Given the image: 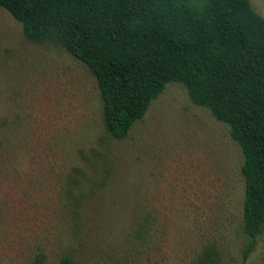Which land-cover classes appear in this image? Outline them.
I'll use <instances>...</instances> for the list:
<instances>
[{
	"label": "rangeland",
	"instance_id": "374dc122",
	"mask_svg": "<svg viewBox=\"0 0 264 264\" xmlns=\"http://www.w3.org/2000/svg\"><path fill=\"white\" fill-rule=\"evenodd\" d=\"M242 162L177 82L113 137L90 69L0 8V264H264V227L243 259Z\"/></svg>",
	"mask_w": 264,
	"mask_h": 264
},
{
	"label": "trees",
	"instance_id": "16d2710c",
	"mask_svg": "<svg viewBox=\"0 0 264 264\" xmlns=\"http://www.w3.org/2000/svg\"><path fill=\"white\" fill-rule=\"evenodd\" d=\"M0 8L27 39L60 45L90 69L113 137H125L169 82L228 125L243 155L246 259L264 227V17L250 1L0 0Z\"/></svg>",
	"mask_w": 264,
	"mask_h": 264
}]
</instances>
